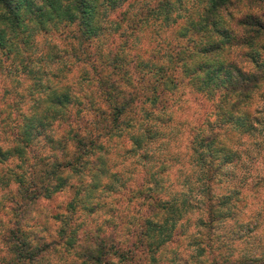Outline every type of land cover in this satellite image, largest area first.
<instances>
[{"label": "clouds", "instance_id": "clouds-1", "mask_svg": "<svg viewBox=\"0 0 264 264\" xmlns=\"http://www.w3.org/2000/svg\"><path fill=\"white\" fill-rule=\"evenodd\" d=\"M117 55L145 67L114 105L94 69ZM101 250L264 264V0L0 3V264Z\"/></svg>", "mask_w": 264, "mask_h": 264}, {"label": "trees", "instance_id": "trees-1", "mask_svg": "<svg viewBox=\"0 0 264 264\" xmlns=\"http://www.w3.org/2000/svg\"><path fill=\"white\" fill-rule=\"evenodd\" d=\"M115 2L116 0H111L113 11H115ZM0 3H3V0H0ZM80 3H81V0H77V10H79ZM85 13H87V7L85 8ZM149 15H151V13H149ZM75 19H76L75 17L71 18L73 22ZM83 23L87 24V20H85ZM81 31H83V29H81ZM124 47H127V44H125ZM176 55L181 56V57L183 56V53L179 50V47H177ZM144 67L145 65L143 63L137 64L135 65V67H133V65L129 64L126 60L121 59V57L117 55L115 56L114 60L111 62L101 61V67L95 68L94 72L96 74V77L99 79L102 87L105 89L107 97L110 100H113L114 105H115V98L113 97V92L118 90L122 94V89H119L118 82L114 83L113 81H119L120 80L119 74L122 73L123 82L128 83L129 86H132V77L134 73L139 72ZM109 69H111V74H109ZM163 78L169 79V82L172 83L173 86L175 87L174 78L169 77V74L167 72L163 73ZM145 90L153 93L154 97L157 100H159L160 97L158 94L160 90L157 87L151 86V87H147ZM163 95H167V92L165 91ZM141 98H142L141 94L138 91L137 95L131 98V102L127 106H125L123 110L114 106L113 115L108 116L106 114L105 123L118 126L120 123L121 117L125 115L127 112H129L130 110L134 111L136 105L141 100ZM18 182L23 183L22 180ZM102 256H103V251L101 250L100 256L98 257V264Z\"/></svg>", "mask_w": 264, "mask_h": 264}, {"label": "rangeland", "instance_id": "rangeland-1", "mask_svg": "<svg viewBox=\"0 0 264 264\" xmlns=\"http://www.w3.org/2000/svg\"><path fill=\"white\" fill-rule=\"evenodd\" d=\"M127 61V60H126ZM130 67V66H129Z\"/></svg>", "mask_w": 264, "mask_h": 264}]
</instances>
